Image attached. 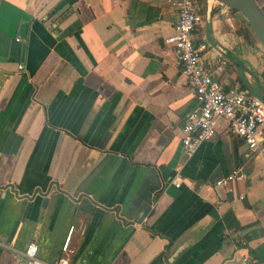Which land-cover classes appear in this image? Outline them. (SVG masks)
I'll use <instances>...</instances> for the list:
<instances>
[{
    "label": "crops",
    "instance_id": "1",
    "mask_svg": "<svg viewBox=\"0 0 264 264\" xmlns=\"http://www.w3.org/2000/svg\"><path fill=\"white\" fill-rule=\"evenodd\" d=\"M175 1L0 0V264H25L33 242L50 263L244 264L255 253L264 264L257 157L226 119L183 150L197 102L167 42ZM201 12L203 62L263 98L264 51L246 19L209 2Z\"/></svg>",
    "mask_w": 264,
    "mask_h": 264
},
{
    "label": "built area",
    "instance_id": "2",
    "mask_svg": "<svg viewBox=\"0 0 264 264\" xmlns=\"http://www.w3.org/2000/svg\"><path fill=\"white\" fill-rule=\"evenodd\" d=\"M176 10L174 23L175 35L167 42L173 43L176 61L188 86L194 91L197 108L189 111L182 125V146L187 157H191L199 146L215 135V124L219 119L228 121L230 133L240 137L247 146L246 156L255 155L264 177V99L252 95L239 87H225L213 71L202 60L204 43L196 44L194 35L203 23L202 6L198 0H177L173 3ZM216 70L222 71L226 60L216 59ZM19 69L23 66L19 65ZM181 180L180 175H177ZM230 175L226 180H232ZM225 179L217 180L219 187ZM176 187L180 182L174 183ZM71 230L73 227L70 228ZM25 264H66L63 261L50 263L39 257L38 244L33 242L24 249ZM244 264H255L248 256L242 258Z\"/></svg>",
    "mask_w": 264,
    "mask_h": 264
},
{
    "label": "water",
    "instance_id": "3",
    "mask_svg": "<svg viewBox=\"0 0 264 264\" xmlns=\"http://www.w3.org/2000/svg\"><path fill=\"white\" fill-rule=\"evenodd\" d=\"M220 4L241 14L254 31L257 39L262 45L264 51V13L255 0H217ZM264 99V82H263ZM231 198V193L227 195ZM48 202V198L43 199V205Z\"/></svg>",
    "mask_w": 264,
    "mask_h": 264
},
{
    "label": "rangeland",
    "instance_id": "4",
    "mask_svg": "<svg viewBox=\"0 0 264 264\" xmlns=\"http://www.w3.org/2000/svg\"><path fill=\"white\" fill-rule=\"evenodd\" d=\"M199 2H200V4H201V6L204 8L205 6H206V3H211V5H212V3H214V4H216V5H222V4H220L217 0H198ZM224 6V5H223ZM229 9V8H228ZM246 25V24H245ZM246 27H247V25H246ZM244 30H245V27L243 28V27H241L240 28V32L241 33H244ZM248 31H250V28H248ZM253 37H254V40H253V42L254 41H258V39L256 38V36L253 34ZM260 44V43H259ZM263 82H264V78H263V80L261 81V83L263 84Z\"/></svg>",
    "mask_w": 264,
    "mask_h": 264
},
{
    "label": "trees",
    "instance_id": "5",
    "mask_svg": "<svg viewBox=\"0 0 264 264\" xmlns=\"http://www.w3.org/2000/svg\"><path fill=\"white\" fill-rule=\"evenodd\" d=\"M246 23H247V27L250 28V30H251V31L253 32V34L255 35L254 31L252 30V28H251L250 25L248 24L247 20H246ZM255 36H256V35H255ZM263 76H264V74H263ZM247 256L250 257L252 260H254V261H255V264H258V263H259L258 259H256V257H254V256H255V253H253V255L248 254Z\"/></svg>",
    "mask_w": 264,
    "mask_h": 264
}]
</instances>
